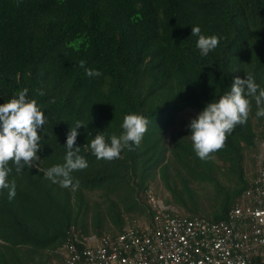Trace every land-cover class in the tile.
Listing matches in <instances>:
<instances>
[{
	"label": "trees",
	"instance_id": "16d2710c",
	"mask_svg": "<svg viewBox=\"0 0 264 264\" xmlns=\"http://www.w3.org/2000/svg\"><path fill=\"white\" fill-rule=\"evenodd\" d=\"M193 26L219 37L206 57ZM85 68L102 75L90 78ZM246 74L264 90V0H0V105L28 89L26 99L47 120L37 130L40 160L19 174L9 163L17 194L9 201L7 190L0 191V264H49L60 258L73 227L101 236L110 223L121 231L126 217L150 219L144 195L157 178L169 206L225 220L249 187L246 154L257 152L264 117H256L253 99L247 123L205 161L193 150L189 125ZM187 111L196 115L186 132L171 136ZM128 114L149 121L138 147L112 162L84 148L98 133L109 143L119 137ZM76 121L85 128L77 130L74 147L89 166L72 173L80 183L73 192L45 179L43 170L65 162ZM193 183L214 188L210 213Z\"/></svg>",
	"mask_w": 264,
	"mask_h": 264
},
{
	"label": "built area",
	"instance_id": "2783aa9c",
	"mask_svg": "<svg viewBox=\"0 0 264 264\" xmlns=\"http://www.w3.org/2000/svg\"><path fill=\"white\" fill-rule=\"evenodd\" d=\"M261 133L257 173L225 220L181 214L150 187V219L101 236L71 228L58 251L63 264H264V126Z\"/></svg>",
	"mask_w": 264,
	"mask_h": 264
},
{
	"label": "clouds",
	"instance_id": "9594fccd",
	"mask_svg": "<svg viewBox=\"0 0 264 264\" xmlns=\"http://www.w3.org/2000/svg\"><path fill=\"white\" fill-rule=\"evenodd\" d=\"M191 36L198 37L196 48L204 57L213 52L220 43L216 35L202 34L199 26L191 27ZM79 67L84 68L85 62L80 61ZM85 72L90 78L102 75L94 69L85 68ZM27 93L28 89H23L10 101L0 105V191L7 190L9 201L17 194L15 179L8 180L13 170L9 163L15 166V172L19 174L25 165L31 168L34 162L40 160L37 153L41 151L42 136L37 130L44 128L47 123L45 114L37 106V102L26 99ZM253 99L257 108L256 117H264V90H259L250 75L246 74L245 79L236 77L229 91L218 101L207 104L204 110L191 120V135L188 138L201 161L211 159L212 154L225 147L227 137L236 126L247 123ZM148 124V119L143 115H125L121 125L123 133L119 137L111 136L109 143L103 134L98 133L84 148L89 149L97 160L112 162L120 158L125 148L131 151L134 150L133 144L137 147L140 145L148 130ZM81 127L85 128L84 123L76 121L67 135L65 162L43 170L45 179L73 192L79 189L80 183L79 180H74L72 173L85 170L89 166L80 155L81 148L74 147L79 134L77 130Z\"/></svg>",
	"mask_w": 264,
	"mask_h": 264
},
{
	"label": "rangeland",
	"instance_id": "374dc122",
	"mask_svg": "<svg viewBox=\"0 0 264 264\" xmlns=\"http://www.w3.org/2000/svg\"><path fill=\"white\" fill-rule=\"evenodd\" d=\"M195 115L196 113L193 111H187L185 113L180 114V116L178 117L177 125L174 126L170 132L171 136L176 135V134L183 135L186 132L185 124L189 122L192 119V117H194ZM169 144H171V139L169 140ZM257 160H258V155L256 152H248L246 154L245 172H246V176L248 179H252L257 173V166H256ZM220 178H221L222 183L225 182L227 184V179H228L227 176L223 175V176H220ZM193 187L196 188V190L201 195V198H202L201 201H202V206H203L202 209L206 213H210L212 211V207L215 206V203L213 202L214 188L210 185H201L198 183H193ZM152 188L157 198H159L166 206H169L167 202L170 201V195L165 189V187L163 186V183L160 181L159 178H157L155 183L152 185ZM171 206L174 207V209L177 210L179 213L185 214L179 208L173 205ZM139 218L141 219H137V220H140V221L145 220V219H142L143 217H139ZM90 234H94V233H90Z\"/></svg>",
	"mask_w": 264,
	"mask_h": 264
},
{
	"label": "crops",
	"instance_id": "0c3cea01",
	"mask_svg": "<svg viewBox=\"0 0 264 264\" xmlns=\"http://www.w3.org/2000/svg\"><path fill=\"white\" fill-rule=\"evenodd\" d=\"M152 188V187H151ZM171 208H173L174 209V207H172L171 206ZM142 219H145V220H147L145 217H143ZM129 218L128 217H126V221H127V223L129 222ZM110 229H111V231L109 232V233H113V234H116L117 232H118V229H117V227H115L112 223H110V227H109ZM91 235V234H90ZM59 251V250H58ZM58 253V252H57ZM59 255V254H58ZM60 257V256H59ZM49 264H63V260H62V258L60 257V258H55V259H53Z\"/></svg>",
	"mask_w": 264,
	"mask_h": 264
}]
</instances>
